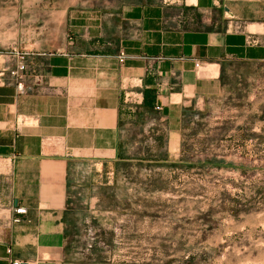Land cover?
<instances>
[{"label": "crops", "instance_id": "obj_1", "mask_svg": "<svg viewBox=\"0 0 264 264\" xmlns=\"http://www.w3.org/2000/svg\"><path fill=\"white\" fill-rule=\"evenodd\" d=\"M81 12L21 40L23 90L8 72L1 77L16 61L2 55L0 264H88L74 247L69 206L80 176L118 159L122 122L132 115L126 95L144 101L146 88L157 89L172 149L184 111L224 93L228 62L264 59V0L137 1Z\"/></svg>", "mask_w": 264, "mask_h": 264}, {"label": "rangeland", "instance_id": "obj_2", "mask_svg": "<svg viewBox=\"0 0 264 264\" xmlns=\"http://www.w3.org/2000/svg\"><path fill=\"white\" fill-rule=\"evenodd\" d=\"M137 1L153 0H0V62L41 23ZM224 81L222 95L184 111L172 149L159 110L124 118L118 159L80 176L69 206L83 261L264 264V59L228 62Z\"/></svg>", "mask_w": 264, "mask_h": 264}, {"label": "built area", "instance_id": "obj_3", "mask_svg": "<svg viewBox=\"0 0 264 264\" xmlns=\"http://www.w3.org/2000/svg\"><path fill=\"white\" fill-rule=\"evenodd\" d=\"M215 1L218 3L220 2V0H215ZM15 58H16L15 65L12 66V64H7L4 67V69L1 71V77L4 79L7 75L6 73L8 72L12 78L17 80L16 84L18 89L23 90L25 87L24 76L29 69V64L27 62V54L25 51L19 52L15 54ZM124 60H125L124 55L121 54L120 61L123 62ZM196 66L197 67L200 66L199 61L196 62ZM142 103H143V99L141 95L138 96L136 94L130 93L125 96V104L128 105V108L132 111L139 105H142ZM15 211L18 214L26 213V208L22 206H18L15 208ZM15 221H20V217H16ZM8 252H11V248L8 249ZM13 263L20 264L21 262L19 260H15Z\"/></svg>", "mask_w": 264, "mask_h": 264}, {"label": "trees", "instance_id": "obj_4", "mask_svg": "<svg viewBox=\"0 0 264 264\" xmlns=\"http://www.w3.org/2000/svg\"><path fill=\"white\" fill-rule=\"evenodd\" d=\"M156 98H157V89L154 87L146 88L144 91V101L142 107L146 111H155L156 110Z\"/></svg>", "mask_w": 264, "mask_h": 264}]
</instances>
